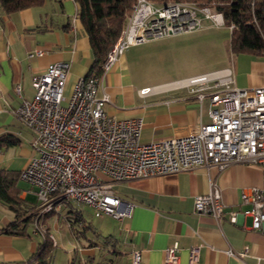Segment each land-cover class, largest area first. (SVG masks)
<instances>
[{
	"label": "crops",
	"instance_id": "1",
	"mask_svg": "<svg viewBox=\"0 0 264 264\" xmlns=\"http://www.w3.org/2000/svg\"><path fill=\"white\" fill-rule=\"evenodd\" d=\"M78 12L74 0H45L42 5L10 14L0 7V175L6 180L8 195L22 201V210L38 208L34 188L19 177V171L36 151L32 147L33 131L23 125L12 110L22 98L33 96V76L43 72L50 63L69 61L64 86L66 95L79 77L90 74L93 53ZM170 36L127 47L98 88V94L104 91L109 95L105 104L109 115L118 119L142 118V143L188 134L210 119L207 100L200 107L187 88L174 84L201 72H185L179 79L162 83L143 81L135 74L136 60L147 56L144 50L172 41ZM132 47L134 49L128 50ZM37 50L42 53H35ZM221 67L232 69L234 85L238 87L264 86V54L229 50L227 61L218 68ZM143 87H149L150 91L140 95L138 91ZM261 179L258 165L238 162L222 170L215 166H197L191 170L113 182V193L131 204L130 216L114 218L117 223L107 236L99 232L102 226L97 228L85 223L82 208L86 206L93 212L91 206L72 200L59 203L61 212L66 208L64 214L69 222L68 231L64 230L60 242L56 241L48 224L56 208L43 219L55 243L53 262L59 247L60 264H119L120 258L126 259L125 264H131L133 249L141 251L140 264H166L165 249L177 243L175 264H189V248L196 245L199 246L196 264H258L256 257L264 251V227L252 228L249 215H239L237 223L229 222L227 216L230 211L240 212L247 207L241 201V193L259 185ZM211 180L220 188L224 204V214L219 220L194 211L195 196L207 193ZM15 217L16 213L0 199V264H34L29 260L42 238L32 231L31 225L26 234L1 232ZM76 222L78 228L74 226ZM245 246L248 256L243 259L226 253L229 248L238 252Z\"/></svg>",
	"mask_w": 264,
	"mask_h": 264
},
{
	"label": "built area",
	"instance_id": "2",
	"mask_svg": "<svg viewBox=\"0 0 264 264\" xmlns=\"http://www.w3.org/2000/svg\"><path fill=\"white\" fill-rule=\"evenodd\" d=\"M190 12L192 16L187 15ZM202 19L224 25L222 14L209 7L177 2L156 6L148 0H135L99 74L79 77L69 95L64 91L69 61L50 63L33 76V96L22 98L12 112L34 133L32 147L36 154L19 171V177L34 188L39 215L55 209L60 202L72 200L91 206L95 216L127 218L131 204L113 193L112 182L197 166L222 170L242 162L260 167L261 183L242 191L241 201L247 207L240 212L230 211L227 219L237 223L239 215H249L252 228L264 227V86L234 85L230 67L177 80L174 84L187 88L200 107L204 100L208 101L210 119L188 134L148 143L140 141L142 118L118 119L109 115L105 111L108 93L98 94L105 74L127 47L195 30ZM149 89L143 87L138 92L145 95ZM194 211L210 214L216 220L223 216L221 191L214 180L209 182L207 193L195 196ZM32 231L44 232L38 224ZM177 249V243L165 249L166 264L177 263ZM226 253L243 259L248 256V249L245 246L235 252L229 248ZM140 255L139 249H133L131 264H140ZM198 259L199 246L190 247L188 263L196 264ZM256 259L258 264H264V251Z\"/></svg>",
	"mask_w": 264,
	"mask_h": 264
},
{
	"label": "trees",
	"instance_id": "3",
	"mask_svg": "<svg viewBox=\"0 0 264 264\" xmlns=\"http://www.w3.org/2000/svg\"><path fill=\"white\" fill-rule=\"evenodd\" d=\"M44 1L0 0V7L5 13L10 14L23 8L42 5ZM74 1L78 4V16L88 36L93 53L89 75L99 74L101 64L108 50L120 35L135 0ZM190 2L200 7L208 5L214 11L222 14L225 26L232 25L229 29L231 53L264 54V0H191ZM6 186L4 176L0 175V199L16 213V217L1 232L26 234L34 211L22 210L20 207L22 201L19 198L10 197L6 191ZM50 212L52 210L48 213ZM40 235L42 240L30 257L29 262L51 264L55 243L53 240L51 241L49 234L43 232Z\"/></svg>",
	"mask_w": 264,
	"mask_h": 264
},
{
	"label": "rangeland",
	"instance_id": "4",
	"mask_svg": "<svg viewBox=\"0 0 264 264\" xmlns=\"http://www.w3.org/2000/svg\"><path fill=\"white\" fill-rule=\"evenodd\" d=\"M148 1L156 6H164L177 2L200 7L193 3L194 1L190 2L191 0ZM201 7H208V5H203ZM209 9L214 11L210 7ZM191 12L187 13V15L192 16ZM170 35H172L170 37H173L172 41L145 49L144 52H147V56L136 60L135 74H137L138 79L150 83H162L171 79H179L182 77L180 74L185 72L196 73L216 68L219 69L218 67L225 64L228 59V53L230 50V31L225 25H214L209 19H202L201 26L199 28L192 31L179 32ZM132 49H134V47L129 48L128 50ZM59 205L55 206L56 209L53 210V212L55 211V214L52 215L50 217L51 220L48 221L50 231L56 238L57 242H60V236L64 233V230L68 231L69 223L64 214L66 208H63V212H61V206L59 207ZM39 210L40 206L38 202V208L34 210V215L31 219L30 225L33 227L34 224H38L44 230V234H49L47 233L46 225L43 222L44 216L48 214V212L39 215ZM82 211L85 223H92V225L97 228L102 226V229L98 228V230L104 236H107L117 223L114 218L106 214H101V216L95 217L92 210L86 206L82 208ZM77 225L79 226L78 222L74 224V226ZM78 226L76 228H78ZM68 233L69 232H67V234ZM50 238L51 241H54L51 236ZM56 249L54 262L56 264H60L58 260L61 257V251L59 247ZM112 255L113 253L110 254V256ZM117 261L119 264L126 263L125 258H120ZM54 262L52 259L51 264Z\"/></svg>",
	"mask_w": 264,
	"mask_h": 264
},
{
	"label": "bare ground",
	"instance_id": "5",
	"mask_svg": "<svg viewBox=\"0 0 264 264\" xmlns=\"http://www.w3.org/2000/svg\"><path fill=\"white\" fill-rule=\"evenodd\" d=\"M150 90V89H149Z\"/></svg>",
	"mask_w": 264,
	"mask_h": 264
}]
</instances>
